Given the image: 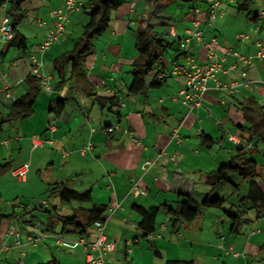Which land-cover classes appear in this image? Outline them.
I'll return each mask as SVG.
<instances>
[{
    "label": "crops",
    "instance_id": "crops-1",
    "mask_svg": "<svg viewBox=\"0 0 264 264\" xmlns=\"http://www.w3.org/2000/svg\"><path fill=\"white\" fill-rule=\"evenodd\" d=\"M117 1L121 4L111 12L106 31L94 39L92 51L85 59L82 72L72 76L69 64L57 65L58 72L55 70L54 60L72 50L78 41L80 36L73 42L70 41L74 28L80 29L81 35L82 27L87 21L82 10L84 0H81L65 26V37L51 45L41 56L42 71L50 77L52 90L49 93L41 92L37 97L34 108L38 112L34 114L33 111L22 120L1 122L7 116L10 104L27 93L25 80L31 78L28 57L53 28L52 12L64 0H26L21 5L22 20L26 11L33 12L38 33L34 31L32 35L35 38L30 37V40L17 28L26 39L25 52L17 50L15 46L8 47V42L0 41V143L7 141L6 147L0 145V165L9 164L12 169L28 163L32 173L24 182L14 181L15 184L6 179L10 178L9 174L0 176V195L5 192H12L13 195V189H19L17 185L29 187L33 172L39 178L40 168L45 165L46 171H49L51 168L48 167H54L59 157L65 160L63 163L66 168L59 176L58 183L70 185L76 177L79 180L85 173H92L88 182L81 184L80 191L91 192L93 205L106 206L104 233L107 241L114 244V250L105 255L107 264H143V252L139 249L141 239H148L137 228L140 216L133 209L134 205L143 208L162 203L173 205L179 194H205L208 189L203 185V177L214 172L219 164L236 156L238 147L246 158L256 161L259 157L263 160L264 62L252 61L247 72L252 81L249 89L240 88L238 92L228 93L223 89L211 88L205 94L202 106L189 110L178 97V92L185 85V77L172 74L174 66L182 61L180 50L170 49L169 53L167 51L161 57V73L156 78L160 85L151 86L152 76L149 75L144 92L137 95L128 93L132 82V63L137 58L135 30L132 29H137L141 20L149 16L156 34L166 37V32L171 28L179 42L191 28L192 20L197 19L204 40L212 37L216 39L218 55L235 50L251 57L255 54L257 40L264 46V16L261 14L264 12V0H235L236 3L220 4L215 10L214 20L210 19L209 7L215 0L186 1L188 4L184 7L178 6L181 18L177 20H172L166 14L167 6L173 2L170 0ZM245 8L246 12L241 11ZM195 9L199 11L198 14H194ZM7 11L8 4H4L0 9V21L4 15L9 17ZM247 12L256 16H247ZM160 15L167 21L166 25L159 24ZM239 33L248 34V39L239 41L236 37ZM189 51L198 63L205 62L202 45L192 41ZM233 65L234 68L227 75L218 76L222 82L241 81L243 66L227 56L223 68ZM58 99L63 101L60 114L50 111V106ZM109 99H113L115 104L112 105ZM109 128L112 129L111 132L107 131ZM176 128L182 138L181 143L171 137L172 130ZM228 135L239 137L241 145L229 142ZM131 136H136L139 143L133 142ZM206 136L211 139H206ZM33 138L49 140L51 144L39 148L42 151L37 152V149H32ZM87 142L92 143V150L82 156L78 150ZM247 143H251V149L246 146ZM145 161L153 162L147 173L141 170ZM234 180L239 182L238 179ZM135 184L145 191V195L134 188ZM260 189L264 194V189ZM234 193L236 197L240 195V191H233ZM14 197L19 196L15 194ZM94 197L96 200L93 201ZM52 199L54 203L41 201L39 204L47 213L46 219L59 211L55 204L56 201L59 202L58 198ZM65 204L67 207L63 215H68L77 208L90 209L86 203ZM11 205L15 206V202L12 201ZM62 206L64 205L59 202V207ZM115 206L117 208L110 213L109 209ZM209 210L220 212L219 209H206L189 226L179 224L175 229L166 228L170 232L169 241L161 242V237L150 241L153 243L160 239L158 247L152 246L153 253H157L155 256L162 259L177 255L176 259H180L178 255H189L190 260L186 261H193L195 264H256V258L263 261L264 255L259 257L260 246L249 241L241 246L237 237L232 235L240 234L242 224L248 223L247 220L237 232H232L228 217L225 220L220 213ZM234 211L239 212L236 206ZM24 213L27 214L26 211ZM10 214L14 215L11 220L0 221V264L2 261L5 264H40L49 255L60 264H86L82 243L94 241L96 232L92 227L88 237L68 234L61 238L54 236L58 225L54 232H48L41 225L28 223L29 217L24 214L25 217L18 216L14 209L2 215ZM204 216L207 217L197 223ZM12 224L20 232L23 242L29 235L38 238L36 246L14 248L13 238L6 235ZM162 224H156L155 230ZM194 228L199 230L198 241L202 242L198 246L204 247L201 250H193L196 237L187 233ZM181 230L185 233L181 234ZM203 230H207L209 235L202 238ZM129 235H132V239H129ZM171 237L177 239L174 246L171 244ZM57 239H65L66 245H58ZM51 246L60 248L62 252L48 251L47 248ZM158 249L165 251L164 256ZM250 257L252 260H249Z\"/></svg>",
    "mask_w": 264,
    "mask_h": 264
},
{
    "label": "trees",
    "instance_id": "trees-1",
    "mask_svg": "<svg viewBox=\"0 0 264 264\" xmlns=\"http://www.w3.org/2000/svg\"><path fill=\"white\" fill-rule=\"evenodd\" d=\"M26 0H0V9L4 4H8L7 14L11 20V27L13 31L12 39L7 43V46H15L17 50L25 52L27 50L26 39L18 32V25L20 24L23 14L21 5ZM173 2H186L188 0H170ZM121 3L117 0H84L82 10L87 16V21L82 27L81 35L78 41L73 46L72 50L62 54L54 60L55 70L59 72L57 65L69 64L71 67V75L77 76L82 72L86 57L91 53L94 39L98 38L106 31L110 21L111 12L115 11ZM241 10V9H240ZM241 11L246 12L247 8ZM247 16L255 17L256 14L251 12L246 13ZM159 24L166 25L167 21L159 16ZM142 23L135 29L134 45L137 52V58L132 63V82L128 88V93L137 95L145 91L147 87L146 78L151 75V86L160 85L157 82V77L161 73L153 72L157 66H161V57L170 49L180 50L177 39H168L164 35L156 34L153 31V26L150 22L149 16L141 20ZM177 43V45H176ZM182 54V53H181ZM25 84L27 86V93L14 100L9 106L7 116L1 122H13L22 120L32 114L36 98L41 94L39 82L35 78H26ZM113 99L109 102L114 105ZM63 108V101L58 99L51 106L50 111L60 114ZM206 139H211L206 136ZM240 147L236 149L237 155L231 160L218 165L216 170L212 173L206 174L203 179V185L207 187L208 191L205 194L199 195H182L177 196V200L173 205L162 203L158 206L143 208L141 206H133V209L139 214L140 221L137 223V228L141 234L146 237L149 233H153L157 224V217L160 212L167 215L168 221L172 229L177 225H191L200 214L206 209H221L225 204V199L220 198L218 193L224 186H230L234 192H239L242 183L247 185V193L245 196L238 195L236 197V208L241 207L243 210H252L257 219L264 217V194L259 187L258 165L252 158H246L245 153H242ZM11 167L9 164L0 165V176L9 174ZM238 179L239 182H235ZM49 197H57L60 204L65 203H90L91 192H77L67 187L62 183H55L50 185L47 189ZM106 206L93 205L90 209H73L68 215L61 213H54L53 217H48L46 222H41V227L48 232H54L56 225H60V234H77L79 237H88L90 229L97 221H105ZM231 210L224 211L230 220V227L232 232H237L242 223L246 222L241 216V212ZM245 213V212H243ZM14 215H2L1 220L12 219ZM30 217L28 223L32 222ZM177 232V231H176ZM156 252H154L155 254ZM157 254V253H156ZM264 261V256L262 257ZM46 264H60L56 258H52ZM165 264H195L193 261L186 260H168Z\"/></svg>",
    "mask_w": 264,
    "mask_h": 264
},
{
    "label": "built area",
    "instance_id": "built-area-1",
    "mask_svg": "<svg viewBox=\"0 0 264 264\" xmlns=\"http://www.w3.org/2000/svg\"><path fill=\"white\" fill-rule=\"evenodd\" d=\"M235 0H215L209 7L210 19L214 20L216 18L215 10L220 4H231ZM81 0H64V2L56 9L53 10L52 15L53 28L45 35L44 39L37 46V49L28 57V62L31 68V77L35 78L39 82L40 90L44 93H49L52 90L50 85V77L43 73L42 67L43 63L41 56L49 49V47L62 38L65 37V26L68 23L70 17L78 9ZM194 14H198V10H193ZM264 16V12L261 13ZM13 31L11 27L10 19L7 15H4L0 21V41L7 43L12 39ZM165 36L167 38L176 39V34L170 28ZM237 39L241 42L248 39L249 35L245 33H239L236 35ZM194 41L196 44L202 45L205 51V62L198 63L189 51V45ZM216 39L212 37L210 40H204L202 32L199 30V20L194 19L191 22V28L186 31V36L179 41V48L182 55V61L177 63L172 71L174 75H183L185 77V85L178 92V97L180 101L189 108L193 110L202 106V101L205 94L208 90L212 89H223L228 93L238 92L240 88L249 89L252 81L247 76L248 69L251 66L253 60L264 62V46L260 40L255 42L256 51L253 56H244L235 50H228L224 54L218 55L216 52ZM232 57L236 60L237 63H240L243 66L241 73V81H230L229 83L222 82L218 76L227 75L228 71L234 68L235 65L230 68L224 69L223 63L225 62L226 57ZM160 66H157L153 72H158ZM160 75V74H159ZM212 86H210V84ZM8 95V94H7ZM9 96V95H8ZM108 132H111L112 129H107ZM171 137L177 142L181 143L182 138L178 133V128L172 130ZM131 140L135 143H139V140L136 136H131ZM228 141L236 145H241V140L239 137L228 135ZM51 141L45 140L42 141L38 138L32 139V149H39L46 145H50ZM1 146H7V141H2ZM248 148H252L251 143H247ZM92 143L87 142L82 148L78 150L79 154L84 156L87 153H90L92 150ZM65 155V152L63 153ZM262 158L264 160V147L262 148ZM153 162L145 161L141 170L144 173H147L151 168ZM30 172V165L28 163L20 164L9 171V176L15 182H24ZM134 188L138 190L141 195H145L143 189H139L137 184L134 185ZM117 206L110 208L109 212L113 213ZM93 230L96 232L95 239L92 243L82 245L85 248V263L86 264H107L105 255L108 252L114 250V244L107 241L106 235L104 233L105 224L104 222L97 221L92 226ZM166 230L164 224L160 225L157 230L153 233H149L146 238L149 241L158 239L161 237V232ZM8 237L13 238V247L14 248H25L27 246L35 247L38 238H35L31 235L27 236L26 241L23 242L20 239V232L12 224L8 227L6 231ZM57 244L60 246L66 245V241L63 239H57ZM9 247H6L8 249ZM23 255V252L21 253ZM236 256V254H234Z\"/></svg>",
    "mask_w": 264,
    "mask_h": 264
},
{
    "label": "rangeland",
    "instance_id": "rangeland-1",
    "mask_svg": "<svg viewBox=\"0 0 264 264\" xmlns=\"http://www.w3.org/2000/svg\"><path fill=\"white\" fill-rule=\"evenodd\" d=\"M249 1L252 2L253 0H249ZM234 3H236V1ZM187 4H188V2H181V3L180 2H178V3L172 2L166 8L167 16H170L171 19L173 18L172 20L180 19L181 14H180V9L178 6L183 5V7H184V5H187ZM34 17L35 16H34L33 12L26 11L24 19L18 25L19 31L22 34H24L25 36H27L28 39H30V37H31V39H33L34 35H32V34L34 31L38 33V29H37ZM135 28L132 30H135ZM73 31H74L73 37L70 39L71 42H73L75 39H77V36H80V29L74 28ZM30 40H29V43L31 42ZM168 53H169V51H168ZM170 53H172V52L170 51ZM37 100H38V98H36V101ZM37 112H38L37 108L35 107L34 108V114ZM36 151L39 152L42 150L37 149ZM76 157H78V154ZM57 159H58V161L55 163L54 167H48V168H51V169H49V171H46V168L44 167L45 165H43L42 168H40V174L41 175L39 174V176H40L39 178H38V175L36 176V174L33 172L32 176H31V185L29 187L16 184L17 186H19V189H17V190L13 189V191H14L13 195H11L12 192H9V193L5 192L3 195H0V209H1L2 214H7V212H10L11 210L14 209L17 212V214H19L18 216H21V217L27 216L29 218L31 216L34 217V218H32L33 220L31 222L34 226H40L41 222H46L47 213L45 212L44 209L40 208L39 204L41 203V201L49 202L50 204L54 203V200L51 197H49V195L47 193V188L50 185H52L54 183H58L60 181L59 176L62 175L63 169L66 168V164L63 163L65 160L59 159V157ZM86 159H88V157ZM256 161H257V165H258V170L260 172V177L258 178V184L262 189H264V161L261 160L259 157L256 158ZM56 170L59 173H57ZM31 173L32 172H30L29 175H31ZM91 176H92V173H85L84 175H82V178L79 180H78L79 177H76L75 180L70 183V185H67V187L72 189V190H75L77 192H81L80 191L81 190L80 188L82 186L81 184L82 183L85 184L86 182H88V180L91 178ZM6 179L8 180V182L15 184L14 180H12L11 178L7 177ZM233 191H234V189L231 188L230 186H224L220 190V192L218 193V196L220 198H223L226 200L225 204L223 205L222 210L219 209L220 212H218V210H209V211H211V212L216 211V213H220V215L226 220L227 216L224 213V211L231 210L230 213H232V211H234V206H236L235 205L236 194L235 193L233 194ZM246 193H247V186H246V184H243L242 187L240 188V195L245 196ZM15 194H16V196H19V197L18 198L14 197ZM231 194H233V196ZM7 196H10V197H7ZM20 196H22V197H20ZM94 200H96V197L93 198V201ZM12 201L15 202V206L11 205ZM73 203H76V202H73ZM55 204L58 205V210H59L58 213L65 214L64 210L67 207L66 206L67 204H63L64 206H62V207H59L58 201H56ZM86 205L88 208L89 207L91 208L93 206L92 202L86 203ZM237 210L239 212H241L242 218H245V220H247L248 223L242 224L243 226L241 227L242 229L240 231V234H238V235L232 234V235L234 237H237L238 242L241 246L244 245L247 241H249L253 245L260 246L261 247V250H260L261 254L259 255V257L263 256L264 255V249L262 247H264V217L257 219L252 210L246 211V210H243L241 207H238ZM25 211L27 212V214L24 213ZM243 212H245V213H243ZM205 217H207V216H204L202 219L197 220V223H199V221L202 222ZM156 222H157V225L163 223L166 226V228H168V229H169V227H171L170 222L167 220L166 215H164L161 212L158 214ZM182 232H184V231L181 230V234H182ZM202 232H203L202 238L209 235L207 230L206 231L203 230ZM251 232H253V234H251ZM187 233H189L194 238L196 237V239H195L196 242L194 243L195 245L193 246V250H201L204 248L203 245H202V248H200L198 246V244L201 245V242H202V241L199 242L200 240L198 241V238L200 239V236H198L199 230H195V228H194V230H189ZM160 235H161L160 239L163 238V240L161 242L169 241V236H170L169 231L165 230V231L161 232ZM54 236L64 238L65 236L67 237L68 235H65V234L61 235L60 234V225H58ZM171 238H172V240H171L172 246L176 245L177 239L176 238L174 239L173 237H171ZM129 239H132V235H129ZM160 239L156 240V242L154 241L153 243H151L149 240L141 239L142 243H141L139 250L143 252V258L141 259L143 264H165V260H190V259H188V258H190L189 255H182V256L178 255L180 259H176L177 255H169V257H163L162 259L158 258V256H155V254L153 253V247L152 246L154 245L155 247H158V245H159L158 243H159ZM42 249H46V248L42 247ZM47 249H48V251H52V252H56V253L62 252L60 250V248H57L55 246H51L50 248H47ZM159 252L162 256H164L165 251H163V249L159 250ZM52 258H54V257L49 255V257H47L45 260H43L40 264H46ZM166 258H169V259H166ZM250 259L252 260L251 257L249 258V260ZM222 261H223V259H222ZM261 262H264V261H260L258 258L255 259L256 264H262ZM1 264H5V262L2 261ZM214 264H219V263L214 262Z\"/></svg>",
    "mask_w": 264,
    "mask_h": 264
}]
</instances>
